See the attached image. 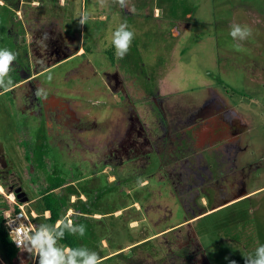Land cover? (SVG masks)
<instances>
[{
    "label": "rangeland",
    "instance_id": "1",
    "mask_svg": "<svg viewBox=\"0 0 264 264\" xmlns=\"http://www.w3.org/2000/svg\"><path fill=\"white\" fill-rule=\"evenodd\" d=\"M26 1L8 0L14 13L0 22V49L18 53L14 86L0 89L9 160L1 201L11 205L20 185L25 208L49 224L22 140L46 142L70 181L59 189L66 216L86 226L73 239L109 252L104 264H245L264 245V0H131L135 13L111 0L103 8L98 0ZM83 11L91 19L80 25ZM123 22L135 37L118 59L110 36ZM233 23L251 28L240 42L248 52L230 47ZM45 33L46 47L37 43ZM40 85L47 100L34 95ZM210 122L215 143L205 135ZM138 141L150 155L111 157ZM4 257L0 244V264H9ZM13 264L38 260L20 250Z\"/></svg>",
    "mask_w": 264,
    "mask_h": 264
},
{
    "label": "clouds",
    "instance_id": "2",
    "mask_svg": "<svg viewBox=\"0 0 264 264\" xmlns=\"http://www.w3.org/2000/svg\"><path fill=\"white\" fill-rule=\"evenodd\" d=\"M111 2L118 4L122 9H128L132 13L136 12L135 6L131 5V0H111ZM98 3L102 8L108 6V0H98ZM78 18L80 25L88 24V21L91 19V13L89 11H83L79 13ZM229 35L233 41H236L230 47L238 52L249 51L240 43L252 35V30L249 26L233 23L230 25ZM134 37L135 33L129 29L126 22L120 23L111 32L110 43L115 48V55L118 59H122L129 52ZM47 38V33H45L44 37L37 41V43L46 47L44 42ZM17 56L18 53L7 48L0 49V89L4 91L11 90L14 86L10 72ZM52 79V75L49 74L47 80L51 82ZM34 95L37 99L47 100L48 98L47 90L43 85L36 87ZM13 193L15 194L14 191ZM17 200L19 203H25L19 201L18 198ZM44 215L47 217L48 214L45 213ZM63 219L66 222L58 221L55 226L46 223L40 224L30 233H23L22 239L12 238L13 231L18 234L21 233V225L11 232V239L22 252L26 251L31 257L38 260V264H104L103 258L100 257L99 253L90 250L86 246L72 248L62 246L58 243V241L64 239L66 232L80 237H83L86 232L85 225H76L67 217ZM244 258L245 264H264V245L258 246L254 254L250 253ZM230 264H237V262L232 260Z\"/></svg>",
    "mask_w": 264,
    "mask_h": 264
},
{
    "label": "trees",
    "instance_id": "3",
    "mask_svg": "<svg viewBox=\"0 0 264 264\" xmlns=\"http://www.w3.org/2000/svg\"><path fill=\"white\" fill-rule=\"evenodd\" d=\"M29 1L30 0L26 2L30 4ZM11 8L12 6H10L8 0H3V4L0 3V22H6L9 20V16L7 15H10L11 12L14 13ZM3 17L5 18L3 19ZM108 53L110 60L114 61L115 57L113 49H108ZM22 143L25 147L28 173L30 177L35 180V182L41 181L38 189L40 193L41 212H49V216L46 220L50 225L55 226L58 221L66 222L63 219L64 217L70 219L66 216L69 209L68 200L64 194H61L59 189L70 183L69 178L63 174V170L57 162H52L48 158L51 148L46 145V142L41 143L39 146L32 145L30 142L24 140H22ZM89 197L91 198V196ZM11 205H9L6 201H1L0 199V244L5 256L4 258L9 262V264L14 263L20 252V249L15 246L13 240L11 239L9 229L6 224V217L4 215V211ZM13 206L15 210H19V205L17 203H13ZM83 210L85 213L92 211L91 207L89 209L88 206H84ZM36 219L37 218H35V220ZM58 242L62 246L72 248L81 246L76 243L73 236L67 232L65 233L64 239Z\"/></svg>",
    "mask_w": 264,
    "mask_h": 264
},
{
    "label": "built area",
    "instance_id": "4",
    "mask_svg": "<svg viewBox=\"0 0 264 264\" xmlns=\"http://www.w3.org/2000/svg\"><path fill=\"white\" fill-rule=\"evenodd\" d=\"M12 204L17 203L19 205V210H15L14 206L12 205L11 207L7 208L4 211V215L6 217V224L9 229V234L17 228L22 225V230L21 233H16L13 231L12 238H17V239H22L23 238V233L28 232L30 233L36 226H38L35 218L38 217V214L35 211H28L25 208L24 203H19L15 194L13 193V197H9ZM15 246L17 244L14 242ZM20 249V248H19Z\"/></svg>",
    "mask_w": 264,
    "mask_h": 264
},
{
    "label": "flooded vegetation",
    "instance_id": "5",
    "mask_svg": "<svg viewBox=\"0 0 264 264\" xmlns=\"http://www.w3.org/2000/svg\"><path fill=\"white\" fill-rule=\"evenodd\" d=\"M54 97V98H53ZM53 97L51 96L50 98V102L51 103H56V101H57V97H55L54 95H53ZM58 100H59V98H58ZM61 104H63V105H65V102H60ZM66 106H68L67 104L65 105V107ZM62 109L63 108V110L64 111H67V112H69L70 110H69V108L67 107V109L65 110L64 109V106H61L60 104L58 105V109ZM57 109V110H58ZM62 113H63V111H61L60 112V110H58V115H59V119H60V117L63 119V118H65L64 116L62 117ZM70 114V113H69ZM68 114V115H69ZM199 114V113H198ZM214 117V115H212V116H209L206 120H211L212 118ZM208 126H207V134H205L206 135V137H207V139L209 138V139H211V140H209V141H212V142H214L215 143V141H217V138H219V133H217V132H215V128H216V126H213L212 124H211V122L210 123H208L207 124ZM142 128V127H141ZM212 130V131H211ZM218 130H220V128H218ZM220 132V131H219ZM140 133H142L141 131L139 132V134ZM213 136V137H212ZM145 138V137H144ZM147 138V137H146ZM145 138V140H144V142L145 141H147V139ZM144 142L142 143V141H138V143L137 144H135V149H131L130 150V154L129 153H125V154H120L119 152H114L113 153V149H112V151L110 152V155H111V157L113 158H116V159H118L119 161L121 160V156L123 157L124 155H126V156H128L129 158H131L132 160H139V159H142V158H140V156H144V155H150V152H145V153H142L141 151H143V144H144ZM220 144L221 143H217V144H215V146L217 147V146H220ZM138 146V147H137ZM140 147H141V149L142 150H140ZM3 148L0 146V174L1 173H3L4 172V170H5V168L7 167V166H9V160L5 157V154L3 153ZM112 155H114V156H112ZM8 169H9V172H11V169L8 167ZM17 187V186H16ZM15 186L13 187V189H15L16 188Z\"/></svg>",
    "mask_w": 264,
    "mask_h": 264
},
{
    "label": "water",
    "instance_id": "6",
    "mask_svg": "<svg viewBox=\"0 0 264 264\" xmlns=\"http://www.w3.org/2000/svg\"><path fill=\"white\" fill-rule=\"evenodd\" d=\"M13 191L15 192L19 201L27 202L29 200V196L27 195L26 191L23 190L22 186H17Z\"/></svg>",
    "mask_w": 264,
    "mask_h": 264
},
{
    "label": "crops",
    "instance_id": "7",
    "mask_svg": "<svg viewBox=\"0 0 264 264\" xmlns=\"http://www.w3.org/2000/svg\"><path fill=\"white\" fill-rule=\"evenodd\" d=\"M2 1H3V0H2ZM34 1H37V0H34ZM2 4H3V3H2ZM16 14H17V13H16ZM15 17H16V16H14L13 18L15 19ZM20 18H21V17H20ZM60 60H62V59H59V61H60ZM57 62H58V61H57ZM43 69H44V68H43ZM43 69H40L38 72L43 71ZM220 205H221V204H220ZM217 206H218V205H217ZM217 206L212 207V209H214V208L217 207ZM95 214H97V213H94V217L97 218V217L95 216ZM189 219H192V218H189ZM178 226H180V225H172L171 227H178ZM163 231H164V230L157 229V233H159V232H163ZM150 236H151V235H150ZM141 240H142V239H141ZM141 240H137V241H134V242H139V241H141ZM134 242H133V243H134ZM109 254H110V253L108 252V253H106V254L101 255L100 257L104 259V258H107V257L109 256ZM14 262H15V261H14ZM104 263H106V262H104Z\"/></svg>",
    "mask_w": 264,
    "mask_h": 264
}]
</instances>
